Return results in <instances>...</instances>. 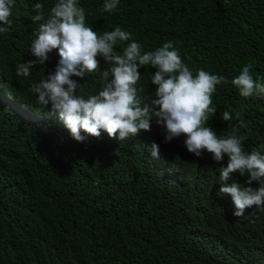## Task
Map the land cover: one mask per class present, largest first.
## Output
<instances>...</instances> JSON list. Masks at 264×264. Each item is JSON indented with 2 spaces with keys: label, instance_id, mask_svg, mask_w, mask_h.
<instances>
[{
  "label": "trees",
  "instance_id": "1",
  "mask_svg": "<svg viewBox=\"0 0 264 264\" xmlns=\"http://www.w3.org/2000/svg\"><path fill=\"white\" fill-rule=\"evenodd\" d=\"M37 2L47 10L53 0H14L11 25L0 32V264H264V211L232 215L211 154L194 156L183 136L165 142L154 119L151 131L124 141L102 132L78 142L38 110L31 84L54 71L58 52L30 77L16 74L18 63L34 59ZM79 3L97 32L119 25L145 51L173 41L190 68L225 76L210 125L230 131L235 121L222 119L230 106L249 125L241 130L246 149L264 145V97H242L230 83L248 63L264 83V0H120L113 13L104 0ZM98 59L101 70L108 66ZM139 71L148 101L155 69ZM98 77L81 81L84 94L99 89Z\"/></svg>",
  "mask_w": 264,
  "mask_h": 264
},
{
  "label": "clouds",
  "instance_id": "2",
  "mask_svg": "<svg viewBox=\"0 0 264 264\" xmlns=\"http://www.w3.org/2000/svg\"><path fill=\"white\" fill-rule=\"evenodd\" d=\"M119 2L104 0L103 11L115 12ZM13 5L14 0H0V32L11 25ZM33 9L31 20L38 25L30 45L34 59L18 63L17 76L30 77L31 70L44 65L53 50L59 55L54 71L31 84L38 110L47 109V114L58 117L78 142L99 138L102 132L124 141L151 131L154 119L163 129L165 142L183 136L187 151L194 156L211 154L220 166L218 191L231 198L233 216L253 208L264 211V145L246 149L248 132L241 130L249 125L230 106L222 113L223 121H235L230 131L218 134L209 123L217 113L213 99L217 86L229 83L225 76L203 67L190 68L173 41L145 51L133 33L119 25L97 32L87 22V11L79 0H53L47 10L37 2ZM99 57L108 65L103 70ZM146 66L155 69L150 76L155 88L148 101L138 87L139 69ZM252 67L245 64L230 83L242 97H264V83L253 77ZM96 73L99 89L84 94L81 81ZM150 148L158 158L159 145L153 142ZM236 174L246 177L243 183Z\"/></svg>",
  "mask_w": 264,
  "mask_h": 264
}]
</instances>
